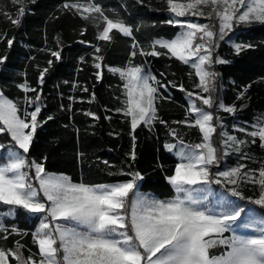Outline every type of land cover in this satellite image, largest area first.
Segmentation results:
<instances>
[{
	"label": "snow or ice",
	"instance_id": "snow-or-ice-1",
	"mask_svg": "<svg viewBox=\"0 0 264 264\" xmlns=\"http://www.w3.org/2000/svg\"><path fill=\"white\" fill-rule=\"evenodd\" d=\"M12 2L17 6L15 14L0 12V15L19 28L29 0ZM164 2L170 14L164 23L179 30L172 38H154L147 44H141L135 34L149 25L144 22L133 25L97 0H66L61 11L92 25L96 41L103 42L91 45L95 78L100 80L106 69L122 82L123 99L115 111L130 126L129 159L136 160L138 127L154 130L156 123L162 124L175 141L164 145L178 161L173 174L166 176L174 195L159 199L142 192L140 182L144 177L131 169L108 173L125 177L123 180L91 183L84 179L74 181L64 173L48 172L46 156L39 161L30 158L38 129L54 119L52 115L42 118L41 112L46 107L43 97L46 77L55 62L62 60L63 42L57 34L55 47L42 49L50 58L46 66L36 65L35 86L26 78L16 85L24 94L22 100L11 99L0 90V134L6 133L11 141L0 144V264H264V214L240 203L247 201L264 209V159L257 161L246 150L257 143L264 149V113L256 115L251 124L233 125V132L243 134L244 138L230 133L218 113L235 116L247 104L237 108L235 102L224 103L218 95L220 73L215 70V65L231 63L219 55L220 42L230 43L235 55L255 47L252 43L235 42L233 37L242 33L234 30L242 25L246 28L264 25V0ZM86 31L87 27L82 28L80 35ZM117 34L131 39L130 51L123 65L112 66L105 63L103 53L115 42ZM5 42L11 49L15 36L9 38L6 31H0V43ZM137 56L141 61H136ZM149 57L174 58L188 66L189 79L195 77L192 90L186 89L182 82L164 83L158 79ZM7 59L6 51L0 55V72L6 70ZM79 60L86 62L83 56ZM22 75L26 77V73ZM159 75L166 78L165 73ZM169 86L185 94L187 105L184 119L171 124L159 117L157 107L159 99L170 98L161 93V89L167 90ZM250 87L251 84L243 86L236 100H245ZM72 88L89 91L78 82H73ZM68 100L69 104H62L61 109L71 112L76 97L69 96ZM84 115L99 119L91 111ZM182 126L198 130L200 141L185 142L179 131ZM231 154L237 155L236 164L220 170L221 162ZM84 155L77 153L80 160ZM247 161L259 166L251 168ZM103 163L108 168L114 167L108 161ZM212 185H219L222 190L214 193ZM248 185L253 186V196L244 195ZM209 195L214 196V204L206 202ZM19 211L38 218L33 231L5 222L15 219ZM239 228L249 229L252 234H238ZM29 235L38 251L22 242ZM11 237L15 239L8 246Z\"/></svg>",
	"mask_w": 264,
	"mask_h": 264
},
{
	"label": "trees",
	"instance_id": "trees-1",
	"mask_svg": "<svg viewBox=\"0 0 264 264\" xmlns=\"http://www.w3.org/2000/svg\"><path fill=\"white\" fill-rule=\"evenodd\" d=\"M65 2L66 0H35V3H31L29 0L22 26L19 28L12 26L3 15H0V31H6L9 38L15 36L11 49L7 48L6 42L0 43V55H4L6 51L8 54L5 62L6 70L0 72V90H3L4 94L11 99L22 100L24 94L16 85L23 82L25 78L35 86L38 74L36 65L44 67L50 58L42 49L55 47L54 37L57 34L63 42L62 60L55 62L43 86L46 107L42 109L41 117L46 118L52 115L54 119L38 129L30 149V158L39 161L46 156L45 167L48 172L64 173L71 176L74 181L84 179L91 183L123 180L125 177L110 176L108 173L117 172L120 168L124 171L131 169L140 172L144 177L140 182L142 192L150 193L160 199L171 198L174 192L166 176L173 174L178 161L172 153L165 150L164 145L168 142L175 143V141L168 135L167 129L162 124L156 123L154 130L144 126L138 127L135 132L136 160L133 162L129 159L127 153L132 147L130 126L125 122L123 115L115 111L121 107L123 99L122 82L118 75H113L106 69L100 80L95 78L93 73L96 70L92 67L91 45L103 42L96 41L95 29L92 25L86 24L77 16L61 11V5ZM97 2L108 10H115L133 25L140 22L149 25L135 34L141 44H147L150 39L159 37L172 38L179 30L176 26L164 23L170 18L164 0H143V3H139L138 0H97ZM16 10L17 6L12 0H0V12L14 15ZM85 27L87 31L81 36L80 31ZM235 33H242V35L234 36L237 42L252 43L255 47L235 55L230 43L220 42L219 55L231 63L215 65V70L220 73L217 81L218 95L225 104L231 105L235 102L237 108L241 104H247V107L238 111L235 116L222 111L218 113L231 131H233V125H242L245 122L251 124L256 115L264 113V25L254 24L247 28L242 25L235 29ZM81 40L89 43L81 44L79 43ZM130 43V38L117 34L115 42L103 53L105 63L112 66L123 65L128 59ZM81 56L85 57V63L80 62ZM135 59L139 62L142 58L137 56ZM148 60L158 79H162L164 83L169 80L182 82L186 89L192 90L195 77L189 79L188 66L174 58L149 57ZM25 73L26 77L22 75ZM160 73H165L166 78L160 77ZM65 81L69 83L66 84ZM73 82L87 86L89 91L83 92L79 88L74 91ZM248 84H251V87L246 99L237 101L238 92ZM161 93L170 98L157 101L159 117L168 121L169 124L172 121L184 119V109L187 106L185 94L171 86L167 90L161 89ZM69 96L76 97L71 112L61 109L62 104L65 106L69 104ZM87 111L95 113L99 119L84 115ZM179 131L185 142L200 141V134L196 129L182 126ZM233 133L244 138L241 133ZM9 143H11L10 137L6 133L0 134V144ZM246 150L250 151L257 161L264 159V149H261L258 143ZM2 151H6V148ZM78 152L85 154L83 160L78 159ZM237 159L236 154H231L220 165L234 166ZM103 161H108L114 167L108 168ZM246 163L251 168L259 166L258 163L250 161ZM214 186L221 189L219 185ZM244 195H254L252 185L245 187ZM262 210L264 213V209ZM5 222L14 223L19 228L31 232L39 220L19 211L15 219H7ZM14 239L15 237L9 239L8 246L12 245ZM22 242L32 251H38L32 245L30 235ZM27 254L25 251V255Z\"/></svg>",
	"mask_w": 264,
	"mask_h": 264
},
{
	"label": "rangeland",
	"instance_id": "rangeland-1",
	"mask_svg": "<svg viewBox=\"0 0 264 264\" xmlns=\"http://www.w3.org/2000/svg\"><path fill=\"white\" fill-rule=\"evenodd\" d=\"M181 19H185V18H181ZM192 19H199L200 22H204V23H207V22H208V21H207L206 19H204V18H197V17H194V18H192ZM234 31H235V30H234ZM230 35H231V34H230ZM225 39L227 40L228 37H226ZM233 39H234V37H233ZM235 42H237V41L235 40ZM237 43H239V42H237ZM227 130H228L230 133L234 134L233 131H231L229 128H227ZM232 130H233V129H232ZM249 130H251V129H249ZM226 167H231V166H227V165L221 166V165H220V170H223V169L226 168ZM212 190H213L214 193H219L222 189L217 188V187H215L214 185H212ZM153 196H154V195H153ZM155 197H156V196H155ZM157 198H158V197H157ZM159 199H160V198H159ZM206 202L209 203V205L214 204V203H215V198H214V196L209 195L208 198H207V201H206ZM240 203H241L242 205L246 206V208H254V209H256V211H257L258 213H262V214H264L262 208L258 207L257 205H253V204H250V203H243L242 201H241ZM237 232H238V234H245V235H246V234H252V231H251V230H249V229H244V228H239V229H237ZM226 235H228V234H226Z\"/></svg>",
	"mask_w": 264,
	"mask_h": 264
}]
</instances>
